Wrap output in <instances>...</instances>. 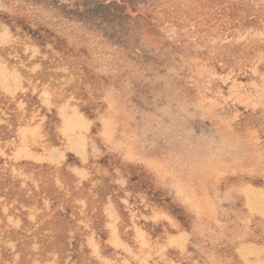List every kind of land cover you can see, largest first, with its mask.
I'll return each instance as SVG.
<instances>
[{
  "label": "rangeland",
  "instance_id": "obj_1",
  "mask_svg": "<svg viewBox=\"0 0 264 264\" xmlns=\"http://www.w3.org/2000/svg\"><path fill=\"white\" fill-rule=\"evenodd\" d=\"M0 264H264V0H0Z\"/></svg>",
  "mask_w": 264,
  "mask_h": 264
}]
</instances>
